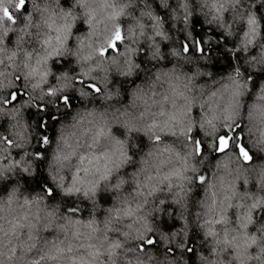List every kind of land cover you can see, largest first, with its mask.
I'll list each match as a JSON object with an SVG mask.
<instances>
[{
	"label": "clouds",
	"instance_id": "1",
	"mask_svg": "<svg viewBox=\"0 0 264 264\" xmlns=\"http://www.w3.org/2000/svg\"><path fill=\"white\" fill-rule=\"evenodd\" d=\"M0 264H264V0H0Z\"/></svg>",
	"mask_w": 264,
	"mask_h": 264
},
{
	"label": "trees",
	"instance_id": "2",
	"mask_svg": "<svg viewBox=\"0 0 264 264\" xmlns=\"http://www.w3.org/2000/svg\"><path fill=\"white\" fill-rule=\"evenodd\" d=\"M64 3L67 4V0H64ZM25 11H27V8H25ZM257 11H260V8H257ZM193 25H194V33L197 37H202V34L204 32V28L202 26V22L199 18H195L193 21ZM197 26H199V30L197 29ZM78 30H82V25L79 26ZM212 35H215L217 37H219V34L213 32ZM225 43H227V41H225ZM165 49L167 48V45L164 46ZM222 46H216V48L210 50L209 54L213 55L214 57V62L211 65L212 69L214 72L220 73L223 71H226L228 68H230L232 66V61H231V57L226 53V52H222L221 50ZM216 53H220L219 56H216ZM57 68L59 66H56ZM137 79H139V77H137ZM256 87V84H253V88ZM125 99H127V97L125 96ZM249 99H251V97H249ZM75 105H73L74 107ZM34 115L33 113H29V117L31 118V116ZM49 120L51 119V116L48 117ZM53 128V132L52 134L54 135V123L52 125ZM141 146L143 147V138H141ZM213 159H215V157H213ZM38 173H39V169H38ZM45 178L42 175H38V177L35 179V181L33 182V184L31 185L32 187L35 188H39L41 186V183L44 182ZM197 195H199V193H197ZM102 202H108L107 198L102 197ZM175 226V222H173V224L169 225L166 221L164 224V227L166 230H170L172 227Z\"/></svg>",
	"mask_w": 264,
	"mask_h": 264
}]
</instances>
